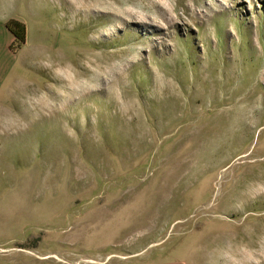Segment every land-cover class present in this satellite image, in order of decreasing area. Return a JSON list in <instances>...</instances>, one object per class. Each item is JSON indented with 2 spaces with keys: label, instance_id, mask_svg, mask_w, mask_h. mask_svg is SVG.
<instances>
[{
  "label": "rangeland",
  "instance_id": "obj_1",
  "mask_svg": "<svg viewBox=\"0 0 264 264\" xmlns=\"http://www.w3.org/2000/svg\"><path fill=\"white\" fill-rule=\"evenodd\" d=\"M14 1L0 243L264 264V0Z\"/></svg>",
  "mask_w": 264,
  "mask_h": 264
},
{
  "label": "crops",
  "instance_id": "obj_2",
  "mask_svg": "<svg viewBox=\"0 0 264 264\" xmlns=\"http://www.w3.org/2000/svg\"><path fill=\"white\" fill-rule=\"evenodd\" d=\"M14 0H0V92L8 79L14 75L16 67L20 66L19 52L14 53L11 44L13 34L6 27L8 20H17L27 25L17 13ZM28 33V30H26ZM28 38V37H27ZM17 243H0V264H113L109 263L111 253L102 258L81 255L77 256L73 250L59 246V249H39L33 246H21ZM119 258L129 255L116 254Z\"/></svg>",
  "mask_w": 264,
  "mask_h": 264
},
{
  "label": "trees",
  "instance_id": "obj_3",
  "mask_svg": "<svg viewBox=\"0 0 264 264\" xmlns=\"http://www.w3.org/2000/svg\"><path fill=\"white\" fill-rule=\"evenodd\" d=\"M6 27L14 36V39L11 44V49L14 53H17L26 42V26L24 23L19 22L17 20H8L6 22Z\"/></svg>",
  "mask_w": 264,
  "mask_h": 264
}]
</instances>
